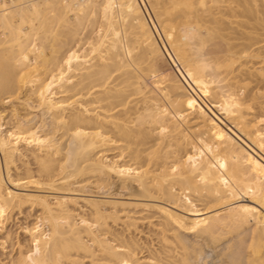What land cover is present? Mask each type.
I'll list each match as a JSON object with an SVG mask.
<instances>
[{
  "label": "bare ground",
  "instance_id": "6f19581e",
  "mask_svg": "<svg viewBox=\"0 0 264 264\" xmlns=\"http://www.w3.org/2000/svg\"><path fill=\"white\" fill-rule=\"evenodd\" d=\"M22 90L50 123L25 101L0 132V231L35 209L0 264H142L129 204L17 190L82 182L173 206L154 264H264V0H0V103Z\"/></svg>",
  "mask_w": 264,
  "mask_h": 264
},
{
  "label": "rangeland",
  "instance_id": "374dc122",
  "mask_svg": "<svg viewBox=\"0 0 264 264\" xmlns=\"http://www.w3.org/2000/svg\"><path fill=\"white\" fill-rule=\"evenodd\" d=\"M89 27H90V25H89ZM89 27H87L88 29H85V31L84 30L82 31V33L80 35L83 34V37L81 36L82 37L81 39L85 38V40H86L87 37L90 36V34L92 33V29H91V27L90 28ZM85 40H83V41H85ZM25 96H26L25 90L24 91L22 90L17 99L14 98L10 101H8L7 99H4L0 103V112L2 109L3 113L2 112L1 113L5 116L4 119H6V120L3 119L0 121V132L4 133L7 131V129H9V125H7V123L9 124V121L7 118H9V115H10L9 111H10L12 105L14 107H16L17 109H19L22 106L20 104L25 102V101H26L25 102L26 110L31 112V113H34V115L36 114L38 116L37 117L38 120L39 119L43 120L45 122L44 129H47V127L50 123V119L48 117V114L43 113L39 108H35L36 104L32 103L30 100H26ZM20 110H22V109H19V111ZM20 113L22 114L23 110L20 111ZM209 114H210V112H209ZM213 117L220 125H222L227 130L229 129L228 126L226 127V125L223 122H221V120L217 116L214 115ZM37 118L35 119V121L37 120ZM5 121H6V123H5ZM18 147L20 148V150L22 152H24L23 147H25V144L23 142L19 143ZM259 153H261V152L259 151ZM23 154H25V153H23ZM108 154L110 155L111 152H108ZM23 159H25V158H23ZM16 166L18 167V169L22 168L20 160L16 161ZM83 184H84L83 182L81 184L80 183L71 184L70 186H68L67 190H56V189L53 190V189H50V188L45 187V186H42V188L39 189V188H34V186H31V185H29V187H23V188H19V189L17 188V190L21 191V192L29 193V194L31 193L33 195L48 196L49 198H52L53 196L68 197V198H72V199L76 200L79 205H83L85 199L86 200L87 199L88 200H100V201L102 200L105 202H119V203L129 204L128 206H126L125 211H128V215L130 217V220H128L124 217V212H119V215H120L121 219L124 221L134 222L136 224L137 229L136 228L134 229V227L133 228L131 227L130 230L127 231L126 228L124 227V225H122L121 221H118V223L114 224V225L111 224L112 228L117 230V231H119V230L122 231L125 235L129 234L131 237L134 238V240L137 242V245H138L137 251H135V252L137 254L136 256L138 257L139 263L154 264V262L151 260V258L149 259V251H150V249H152V245H153V248L157 247L156 241L154 240V237H153L152 231H151L154 228V226L151 223H155L157 221V217H156L157 205H163V204H166L168 206H171V205L166 203V202H163L161 200L145 199V198H141V197H135V196L128 195L126 190H118L113 185L109 186L107 188H95L93 184H90V185L86 184L84 186H83ZM7 185H9L11 187V185L8 182H7ZM242 200L245 203L255 204L249 198H244ZM171 207H173V206H171ZM121 208L122 207L119 206V209H121ZM259 209H260V207H259ZM261 209L260 210L264 213V209L262 207H261ZM175 210H177L181 213H184L185 215L188 216V213L186 214V212L181 210V209L175 208ZM27 211H28V209L24 208L22 210V213L21 212L17 213L16 211L13 212L10 220H8L7 223L4 225V228H3L4 231L3 230H1L2 232L0 231L1 232L0 233V239L4 233L8 232V230L13 234H18L20 239L25 238V232H23L24 231L23 227L26 224H29L34 220L35 209L31 210L29 215H28ZM152 215H154V216L152 217ZM4 246H5L4 249H2L0 246V259H3L5 257V254L3 255V253H6V252L8 253L10 251L9 244L5 243ZM223 246H225V244L220 245L217 248V250H219V249L221 250L222 249L221 247H223ZM205 254L210 255L211 250L206 249Z\"/></svg>",
  "mask_w": 264,
  "mask_h": 264
}]
</instances>
